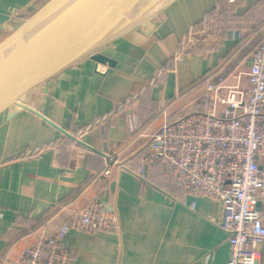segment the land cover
<instances>
[{"label":"crops","instance_id":"0c3cea01","mask_svg":"<svg viewBox=\"0 0 264 264\" xmlns=\"http://www.w3.org/2000/svg\"><path fill=\"white\" fill-rule=\"evenodd\" d=\"M48 1L0 0V42ZM157 9L92 51L113 65L85 55L24 94L23 106L0 113V264H16L25 247L96 196L117 211L119 226L72 232L73 264L229 260L219 202L187 192L160 169L145 178L117 165L99 173L109 156L136 167L150 135L191 108L208 77L249 88L264 0H169ZM237 29L240 39L230 35ZM257 250L264 264V240Z\"/></svg>","mask_w":264,"mask_h":264},{"label":"built area","instance_id":"2783aa9c","mask_svg":"<svg viewBox=\"0 0 264 264\" xmlns=\"http://www.w3.org/2000/svg\"><path fill=\"white\" fill-rule=\"evenodd\" d=\"M243 34L240 29L230 33L234 39ZM246 73L247 90L205 79V91L194 105L150 135L148 153L136 167L109 156L99 173L110 175L117 165L145 178L160 169L187 192L219 202L224 212L220 227L230 244L226 264H258L257 247L264 240L259 207L264 205V36ZM131 125L136 129L133 114ZM118 226L117 211L96 196L55 231L25 247L16 264H73L72 232H111Z\"/></svg>","mask_w":264,"mask_h":264},{"label":"water","instance_id":"95a60500","mask_svg":"<svg viewBox=\"0 0 264 264\" xmlns=\"http://www.w3.org/2000/svg\"><path fill=\"white\" fill-rule=\"evenodd\" d=\"M156 1L49 0L0 42V113L85 55L113 65L92 51Z\"/></svg>","mask_w":264,"mask_h":264},{"label":"rangeland","instance_id":"374dc122","mask_svg":"<svg viewBox=\"0 0 264 264\" xmlns=\"http://www.w3.org/2000/svg\"><path fill=\"white\" fill-rule=\"evenodd\" d=\"M169 0H163L162 2H160L161 4H157V5H159V6H162V5H164V4H166V2H168ZM157 5H153L152 6V8L151 9H149V10H146V11H144L143 13H142V15L141 16H139V18L136 20V21H134L133 23H136V24H138V23H142L143 21H145L144 19L145 18H147V17H149V16H151V15H149L148 13H154V12H156L158 9H157ZM27 19V18H26ZM22 22H24L22 19L21 20H19V23H17V25H19V24H21ZM16 26H15V24L13 25V28H15Z\"/></svg>","mask_w":264,"mask_h":264},{"label":"bare ground","instance_id":"6f19581e","mask_svg":"<svg viewBox=\"0 0 264 264\" xmlns=\"http://www.w3.org/2000/svg\"><path fill=\"white\" fill-rule=\"evenodd\" d=\"M163 0H157L153 5H157V4H161L160 2H162ZM161 6L157 5V8H159ZM151 9V8H150Z\"/></svg>","mask_w":264,"mask_h":264}]
</instances>
